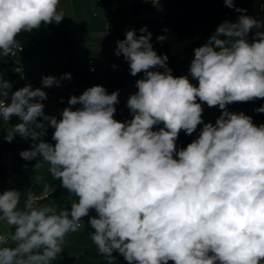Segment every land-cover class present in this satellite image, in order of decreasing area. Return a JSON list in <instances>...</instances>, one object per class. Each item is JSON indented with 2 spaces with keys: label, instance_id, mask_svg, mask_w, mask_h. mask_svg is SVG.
I'll use <instances>...</instances> for the list:
<instances>
[{
  "label": "clouds",
  "instance_id": "1",
  "mask_svg": "<svg viewBox=\"0 0 264 264\" xmlns=\"http://www.w3.org/2000/svg\"><path fill=\"white\" fill-rule=\"evenodd\" d=\"M223 2L240 15L194 49L189 71L198 85L172 74L147 26L117 41L115 55L128 62L130 74L143 73L127 100L132 118L123 122L114 118L118 90L109 94L96 85L72 95L57 119L45 114L43 88L13 91L0 75V118L19 119L4 139H30L20 157H39L35 167L46 162L76 198L57 211L34 207L31 193L25 208L22 192L0 193V222L14 228V246H2L0 236V264H52L84 217L108 264L114 253L127 264H264V124L227 107L264 99V20ZM59 8L60 0H0V57L22 50L20 33L59 24L65 17ZM71 78L46 75L41 82L59 86ZM202 104L221 110L215 123L204 122ZM254 111L264 113V105ZM201 124L198 137L177 149L179 133L192 135ZM49 127L54 144L42 139Z\"/></svg>",
  "mask_w": 264,
  "mask_h": 264
},
{
  "label": "crops",
  "instance_id": "2",
  "mask_svg": "<svg viewBox=\"0 0 264 264\" xmlns=\"http://www.w3.org/2000/svg\"><path fill=\"white\" fill-rule=\"evenodd\" d=\"M133 1L141 4L144 2V0H60L58 10L64 12L65 17L61 22L72 32V49L68 52H56L47 56L36 57L30 60L27 67V76L35 81L41 80V77L46 75L60 78L64 73H71V80H62L59 86L54 85L56 88L54 99L48 102L42 101L45 104L46 115H54L57 119L61 118L62 110L68 107V99L72 96L68 93L70 89L75 88L78 94L76 96H79L87 88L100 85L109 94L116 90H122L118 97L119 102L115 107L117 110H124V114L119 115L116 111L115 119L123 122L132 116L131 112L128 113L125 110L127 100L130 95L138 91L135 83L143 77V73L132 76L123 72L125 59L122 55H115L117 41L125 38L126 31L135 29L139 35L140 28L147 26L148 31L152 33L151 43L154 50L158 55L166 54L167 47L174 35V24L171 17L185 14V2L187 0H169V5L168 0H160L157 7L143 3L145 7L136 13L131 9ZM203 2L201 28L207 33L212 34L217 26L225 20L236 22L240 15L234 9L226 7L223 0H203ZM233 2L238 8L247 9L245 14L249 16L258 19L264 16V0H233ZM261 31H264V28ZM254 33L255 30H252L249 34L250 40ZM158 36H164L165 40L158 42ZM90 59H94L98 63L106 62V69L98 68L95 73H91L88 69V60ZM52 62L55 63L54 67ZM2 64L0 75L11 82L13 91L25 86L20 76L14 72V67L10 61L4 58ZM59 64L61 67L58 70L56 66ZM115 66L121 69L115 71ZM190 81L194 85H198V82ZM252 105L253 101L247 109L228 108V110L236 113L243 111L249 115V109ZM78 107L80 105L73 106V110ZM202 107L204 108L203 119L215 123L221 114L218 106L208 107L206 104H202ZM121 118L126 119L122 121ZM158 126L163 127L162 124ZM49 128L52 133V128ZM4 129H8V126L0 118V135ZM197 130H199L198 127ZM195 134L196 131L192 135L185 133V137L191 138ZM35 165L16 174L18 175L16 190L22 192L20 208L26 207L29 193L32 196L45 193V185L49 186V191L55 188L56 180L49 172V165L44 161L40 163L39 167H35ZM36 177H41V179L37 180ZM2 192L0 191V193ZM51 200L53 199L44 201L38 207L50 206L59 211L58 204L55 200L53 202ZM11 230L14 232L13 227ZM92 231L90 226L84 225L79 231L69 233L62 252L75 258L78 264H108V259L98 252L96 245L91 240L90 233ZM113 255L115 259H113L112 264H127L119 254L114 253ZM52 264H58V259Z\"/></svg>",
  "mask_w": 264,
  "mask_h": 264
},
{
  "label": "trees",
  "instance_id": "3",
  "mask_svg": "<svg viewBox=\"0 0 264 264\" xmlns=\"http://www.w3.org/2000/svg\"><path fill=\"white\" fill-rule=\"evenodd\" d=\"M145 4V2H143ZM140 2L133 1L132 11L134 13L139 12L145 7L144 4ZM148 5V4H147ZM186 12L183 15H173L171 21L174 24V35L170 41L166 55L168 56V67L172 69V74L174 76L185 75L188 76L189 80L196 81L191 77L190 74V64L194 58V49L202 46L207 39L210 37V33H207L201 28V20L204 10L203 0H187L185 2ZM17 40L24 46V55L32 60L36 57L47 56L56 52H68L72 49V32L71 30L62 22L56 24L53 22L50 25H44L38 30H33L32 32L25 33L22 32L17 36ZM3 64L0 63V72L2 71ZM123 72L130 74L129 64L125 60L123 63ZM198 82V81H196ZM251 105L250 102H234L227 105L230 109H247ZM19 122V119L17 117ZM42 120V118H38ZM160 127L154 126V130H158ZM8 129H4L0 135V185L5 182L7 177L11 173H22L28 167L37 164L40 160L37 159L26 161L22 159L19 155L20 151L28 150L31 147V140H25L18 134L14 136L12 142H7L4 137L7 135ZM47 142L55 143L52 141V133L50 128L47 129V134L42 137ZM193 139L185 137L183 147H186ZM7 153H12L15 162L14 167H7L5 165V159L8 155ZM43 161L41 160L40 163ZM56 180V185L54 188V194L52 199L59 206V210L62 208H70L71 199H76L74 196L61 187L60 181ZM71 197V199H70ZM91 213L90 215H94ZM88 217H84L82 222L85 225L88 224ZM58 264H78L76 259L70 257L66 253L62 252L57 258Z\"/></svg>",
  "mask_w": 264,
  "mask_h": 264
},
{
  "label": "built area",
  "instance_id": "4",
  "mask_svg": "<svg viewBox=\"0 0 264 264\" xmlns=\"http://www.w3.org/2000/svg\"><path fill=\"white\" fill-rule=\"evenodd\" d=\"M144 2L146 4H148L149 6H151V7H157V5L159 4L160 0H144ZM24 51H25V49H24V46H23L22 50H18L17 54L15 56L9 54L8 56L0 57V63H2L4 58H6L8 61H10L12 63V65L14 67V72L20 76V79H21V81L23 82L24 85L31 84L33 86V88L34 87L43 88V90L47 94V99L44 100L46 102L50 101L51 99H54L56 97V88H55L54 85L51 86V87H43L41 80L35 81L32 78H29L27 76V67L30 64V60L24 55ZM106 67H107V63L106 62L98 63L94 59L88 60V69H89V71L91 73H95L98 70V68L106 69ZM120 69L121 68L118 67V66L114 67L115 71L120 70ZM118 91H119V94L122 92V90H118ZM68 93L71 94V95H78L76 90H75V88L70 89ZM117 114L123 115L124 114V110H117ZM203 120H204L205 123H207L206 119H203ZM202 127H203L202 124L198 125L199 131L202 129ZM184 140H185V132L182 130L179 133V137H178V140L176 142L177 143V149L183 148ZM53 194H54V190H50L48 192L32 196L33 197V200H32L33 206L34 207L39 206L42 202L52 198ZM27 202H28V200L26 201V205H27ZM82 224H83V226L85 225L84 222H82ZM0 236H4V235H0Z\"/></svg>",
  "mask_w": 264,
  "mask_h": 264
},
{
  "label": "rangeland",
  "instance_id": "5",
  "mask_svg": "<svg viewBox=\"0 0 264 264\" xmlns=\"http://www.w3.org/2000/svg\"><path fill=\"white\" fill-rule=\"evenodd\" d=\"M169 4H170V1L168 0V5ZM261 19L264 20V16H261ZM55 58H57V57H55ZM52 66L54 67L55 66V63L52 62ZM60 67H61L60 64L56 66V68H58V70L60 69ZM261 100L262 99L254 100L252 107L249 109V116H251L253 118V122L256 125L264 124V113H256L254 111L255 108H258L261 105H264V99L262 100L263 101L262 103H261ZM125 110L128 111V113L130 112L129 109H128V107ZM131 118H132V116H130L128 118V120L131 119ZM125 119H122L121 118L120 120L123 121ZM16 123H18V120H17V117H15V116L12 117L9 122H6L5 121V125L8 126L9 131H12L13 130V126ZM51 131L53 133L54 132V129L52 128ZM199 132H200L199 130H196V134L193 135V136H191V138L192 139L197 138L198 135H199ZM7 154L8 155L6 156V159H5V165L7 167H14L15 162H14L12 153L11 154L10 153H7ZM17 178H18V175H16V173H11L7 177V179L5 180V182L0 185V191L2 192V191H5V190H10V189H15L16 190V182H17L16 180H17ZM51 202H53V200H51ZM13 233L14 232L11 230V227L9 225H7L6 223L0 222V235H4L6 237V244L5 245H2V246H14V242L10 238Z\"/></svg>",
  "mask_w": 264,
  "mask_h": 264
}]
</instances>
